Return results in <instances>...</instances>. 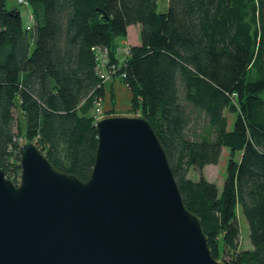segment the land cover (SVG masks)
Returning a JSON list of instances; mask_svg holds the SVG:
<instances>
[{
	"label": "trees",
	"instance_id": "obj_1",
	"mask_svg": "<svg viewBox=\"0 0 264 264\" xmlns=\"http://www.w3.org/2000/svg\"><path fill=\"white\" fill-rule=\"evenodd\" d=\"M6 1L0 0L6 178L17 182L22 139L58 170L89 178L97 147L91 110L105 96L96 51L106 48L112 77L120 76L132 95L127 113L139 110L155 130L212 255L220 259L227 251L225 264H264V0H167L164 13L156 0H25L29 29ZM136 25L138 44L118 67L116 40ZM17 110L25 121L22 139L14 127ZM226 112L235 115L231 130ZM200 116L207 127L198 135L191 127ZM223 147L229 157L219 191L202 171L217 164ZM190 171L199 178H189ZM238 206L252 246L239 253Z\"/></svg>",
	"mask_w": 264,
	"mask_h": 264
},
{
	"label": "water",
	"instance_id": "obj_2",
	"mask_svg": "<svg viewBox=\"0 0 264 264\" xmlns=\"http://www.w3.org/2000/svg\"><path fill=\"white\" fill-rule=\"evenodd\" d=\"M95 128L86 181L19 141V182L0 169V264H225L184 206L150 122L114 113Z\"/></svg>",
	"mask_w": 264,
	"mask_h": 264
},
{
	"label": "rangeland",
	"instance_id": "obj_3",
	"mask_svg": "<svg viewBox=\"0 0 264 264\" xmlns=\"http://www.w3.org/2000/svg\"><path fill=\"white\" fill-rule=\"evenodd\" d=\"M156 2H157V12L164 13L167 8V0H156ZM6 5L10 9L14 7L18 8L21 21H22V25L26 27L29 23V14L31 13L30 7L28 5L18 4L17 0H7ZM131 28H134V26ZM136 31H137L136 29H130V33L128 37L129 45H130V42H135L136 35H137ZM116 43L121 48L126 47V45H128V44H122L119 39L116 40ZM126 57H127V54L125 53L124 50L122 49L117 50L116 58H117L118 67L124 64ZM104 87H105V96L103 100L101 101V105L99 107L100 109L99 116L106 115V113H110L108 112L110 110H114L117 114L129 112L131 108L132 95H131V92L126 87V85L124 84L121 77L120 76H114V77L110 76L108 80L105 82ZM139 112L140 111L137 110V114H139ZM91 114L98 115V113H96L95 111V108L91 110ZM14 115L16 118L15 125H14L15 132L18 126L17 132L20 136V139H22L23 138L22 131L25 128V121L23 117L21 116L19 110L14 111ZM226 116L228 120L227 128L228 130H231L235 115L226 112ZM206 125H207L206 119L203 116H200L195 119L191 128L193 129L195 134L201 135V134H204L205 129L207 127ZM228 157H229V150L223 147L217 164L205 166L202 171L204 177L211 183H214L219 191H221L223 183L226 178V166H227ZM19 177L20 175L17 178V182H15L16 184L19 182ZM188 177L194 180H197L199 178V175L194 171H190L188 174ZM236 224L239 228V236L237 239V245H236L235 251L239 253L245 250H251L252 246L249 240L248 225H247V222L244 216L241 214V210L239 206L237 207V210H236ZM227 253H228L227 251L221 252L219 254V258L221 260L223 259L225 261H228L229 256Z\"/></svg>",
	"mask_w": 264,
	"mask_h": 264
},
{
	"label": "built area",
	"instance_id": "obj_4",
	"mask_svg": "<svg viewBox=\"0 0 264 264\" xmlns=\"http://www.w3.org/2000/svg\"><path fill=\"white\" fill-rule=\"evenodd\" d=\"M17 2H18V4L27 5V2L25 0H17ZM32 21H33V16L30 14L29 15V22H32ZM27 29H29V26H27ZM119 49L124 50L125 53L127 54L129 51V46L126 45V47H122V48L118 47L117 50H119ZM96 53H97V66H96L97 73H98V76L100 77V79L102 80V82L105 83L110 76H113L115 70H114V67H110L108 69V66H107V64H108V49H106V48L98 49L96 51ZM99 107H100V104L97 103L95 106V111H96V113H98V115H95L96 118H98L99 113H100ZM100 116H102V115H100Z\"/></svg>",
	"mask_w": 264,
	"mask_h": 264
},
{
	"label": "crops",
	"instance_id": "obj_5",
	"mask_svg": "<svg viewBox=\"0 0 264 264\" xmlns=\"http://www.w3.org/2000/svg\"><path fill=\"white\" fill-rule=\"evenodd\" d=\"M131 27H133V26H131ZM131 27H129L128 29H127V36L124 38V39H120V41H121V43L122 44H128V42H129V40H128V37H129V33H130V29H136L137 31V35H136V40H135V42H130V45L129 46H132V45H136V44H138V41H139V31H140V26H134V28H131Z\"/></svg>",
	"mask_w": 264,
	"mask_h": 264
}]
</instances>
